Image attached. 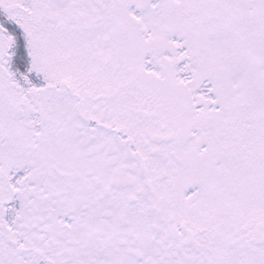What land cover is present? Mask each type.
Masks as SVG:
<instances>
[{"label":"snow or ice","instance_id":"snow-or-ice-1","mask_svg":"<svg viewBox=\"0 0 264 264\" xmlns=\"http://www.w3.org/2000/svg\"><path fill=\"white\" fill-rule=\"evenodd\" d=\"M0 264H264V0H0Z\"/></svg>","mask_w":264,"mask_h":264}]
</instances>
